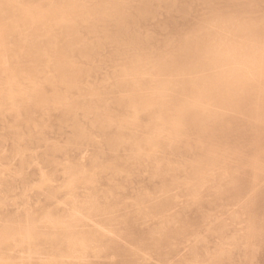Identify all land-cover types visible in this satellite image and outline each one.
<instances>
[{
  "label": "bare ground",
  "instance_id": "obj_1",
  "mask_svg": "<svg viewBox=\"0 0 264 264\" xmlns=\"http://www.w3.org/2000/svg\"><path fill=\"white\" fill-rule=\"evenodd\" d=\"M0 264H264V0H0Z\"/></svg>",
  "mask_w": 264,
  "mask_h": 264
}]
</instances>
